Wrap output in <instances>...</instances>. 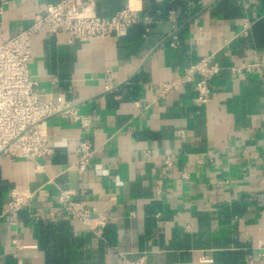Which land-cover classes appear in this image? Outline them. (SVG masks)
Instances as JSON below:
<instances>
[{
	"label": "crops",
	"instance_id": "obj_1",
	"mask_svg": "<svg viewBox=\"0 0 264 264\" xmlns=\"http://www.w3.org/2000/svg\"><path fill=\"white\" fill-rule=\"evenodd\" d=\"M48 1L10 2L0 41ZM127 2L99 0L95 11L109 17ZM142 8L123 37L33 36L29 73L40 98L92 122L84 130L53 115L52 155L0 156V264H264V69L230 71L264 54L253 32L264 2L144 0ZM206 57L223 68L209 78L207 104L190 83L161 97L164 83ZM85 138L94 153L79 170ZM14 188L34 194L28 207L8 210ZM62 190L107 216L102 236L64 213Z\"/></svg>",
	"mask_w": 264,
	"mask_h": 264
},
{
	"label": "built area",
	"instance_id": "obj_2",
	"mask_svg": "<svg viewBox=\"0 0 264 264\" xmlns=\"http://www.w3.org/2000/svg\"><path fill=\"white\" fill-rule=\"evenodd\" d=\"M13 0H0V31L3 29V14ZM99 0H51L46 2L42 13L33 22L12 37L0 41V156L6 158H45L54 153L46 131V120L53 115H62L81 129L91 126V118L74 111L68 103L44 101L39 96L36 82L31 79L29 64L33 58V36L42 29L58 35L67 33L71 40H89L96 37H123L129 29L142 20L144 0H128L124 8L114 15L102 17L95 11ZM149 32V28L146 29ZM178 41H174L175 45ZM223 68L206 57L196 62L162 85L161 97L171 90H177L190 83L196 92V101L207 104L212 90L209 78ZM264 69V54L256 53L251 60L230 66L234 77L245 74H261ZM79 170L90 166L94 153L88 139L77 145ZM170 164V160H166ZM70 190H62L57 201L64 213L72 220L79 221L97 236H102L108 218L95 213L88 202L74 199ZM34 194L14 188L10 192L8 210H21L31 204ZM132 264H146L144 258Z\"/></svg>",
	"mask_w": 264,
	"mask_h": 264
},
{
	"label": "trees",
	"instance_id": "obj_3",
	"mask_svg": "<svg viewBox=\"0 0 264 264\" xmlns=\"http://www.w3.org/2000/svg\"><path fill=\"white\" fill-rule=\"evenodd\" d=\"M260 1L264 2V0H260ZM144 29H145V27H144ZM253 32H254V35H255V38L257 41V45L260 48L264 47V19L255 23V25L253 27ZM4 190H5V188H4ZM2 192H3V190H2L1 182H0V198H1Z\"/></svg>",
	"mask_w": 264,
	"mask_h": 264
}]
</instances>
